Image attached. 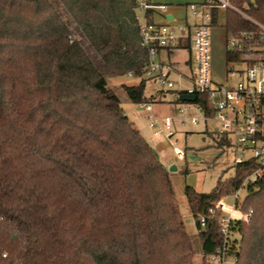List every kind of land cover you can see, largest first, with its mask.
Listing matches in <instances>:
<instances>
[{"label": "trees", "instance_id": "trees-1", "mask_svg": "<svg viewBox=\"0 0 264 264\" xmlns=\"http://www.w3.org/2000/svg\"><path fill=\"white\" fill-rule=\"evenodd\" d=\"M56 1L106 73L140 80L123 87L128 100L147 104L137 0ZM231 2L263 22L264 0ZM60 11L52 0H0V264H194L213 254L223 245L216 221L200 229L198 219L254 166L208 194L185 188L196 249L168 173ZM220 26L225 38L258 33L233 10ZM248 210V222L231 223L232 264H264V178L246 190Z\"/></svg>", "mask_w": 264, "mask_h": 264}, {"label": "built area", "instance_id": "built-area-1", "mask_svg": "<svg viewBox=\"0 0 264 264\" xmlns=\"http://www.w3.org/2000/svg\"><path fill=\"white\" fill-rule=\"evenodd\" d=\"M137 9L142 12L139 23L140 46L147 52L143 80L149 81L156 89L158 99L166 101L168 97L178 108L180 126H191L202 121L210 127V134L225 140L234 155V170L246 164L254 166L250 174L229 196L232 206L226 207V197L209 205L205 216L198 219L200 229H204L208 220H215L223 245L211 255L200 254L204 264H227V240L233 221L248 222L252 210L241 211L240 193L264 178V27L250 19L242 11L234 8L231 0H206L200 5H189L188 11L194 18L191 49L194 52L189 74L184 75L170 63L159 59V51L176 49L189 38L186 23L165 19L167 7L154 5L150 0H137ZM233 10L241 17L252 22L258 29L257 37L250 31L228 36L224 40L226 65L225 83H215L210 76V30L213 11L218 13ZM150 12V15H146ZM163 15L164 22L151 20L152 13ZM258 43V44H257ZM239 66L235 70L234 66ZM171 75L178 78L173 81ZM238 77L237 80L234 78ZM185 80L189 88L179 87V81ZM183 97H194L193 102L182 101ZM171 103V104H172ZM147 112V127L156 136L164 133L166 138L173 136V117L158 118L150 104H142ZM190 112L198 117L190 115ZM177 140L171 142L176 156L181 159L184 153L176 147ZM228 196V197H229ZM232 264V262H231Z\"/></svg>", "mask_w": 264, "mask_h": 264}, {"label": "rangeland", "instance_id": "rangeland-1", "mask_svg": "<svg viewBox=\"0 0 264 264\" xmlns=\"http://www.w3.org/2000/svg\"><path fill=\"white\" fill-rule=\"evenodd\" d=\"M164 1H168L170 2L169 4H171L169 5V12H172L175 16H179L185 12V9L180 4L194 3L195 1L201 0ZM52 3L59 11L62 9L56 0H52ZM60 13L63 20L66 23L67 21L69 22V24L67 23L69 28L79 32L78 28L71 21L70 16L63 10H61ZM136 16L139 23L142 22V12L138 9L136 11ZM220 25L221 23L218 26H213L210 30V76L215 83L223 84L226 81L225 75L227 65L225 62V50L223 44L224 29ZM75 37L85 52L90 56L97 69L103 73L107 86L114 90L119 97L121 108L124 113L128 119L134 123L141 136L151 146L160 163L168 173L172 189L179 204V212L185 231L189 234L197 249V230L195 227V221L192 218L186 204L184 190L186 187H190L197 193L208 194L216 186L218 180L223 182L227 178L233 177L235 171L233 167L234 155L231 148L229 145L220 146L218 142H220L221 139H218L214 135L210 134V127H206L202 121H198L195 126H191L188 123L184 126H180L178 121V117L180 115L176 112L178 106L169 101L168 97H166L167 100L164 103H155L152 105L150 103L147 104L152 106L156 117L164 118L171 116L174 118L171 127L173 136L166 138L164 133H158L154 136L153 132L147 127L146 110L141 104L131 103L126 97L123 88L125 86H135L140 82V80L131 75L115 77L106 73L102 62L94 54L84 37L81 34L76 35ZM160 57L165 63L170 62L171 64L177 62L176 65H173L174 68L184 75L189 74L188 68L190 67H187L184 63V61H187L190 58V55H188L186 50L173 49L172 54L170 55V61H168L166 52L163 49L160 53ZM191 57L193 61V51ZM239 68V66H234L235 70H239ZM171 79L173 81H178V78L174 75H171ZM234 79L237 80L238 77H235ZM179 87L182 89L189 88L190 84L188 81L180 80ZM156 91L157 89L146 80L144 85L145 98L150 99L149 97L151 95H156ZM190 115L198 117V115L193 112H190ZM175 140H177L176 147L181 149L184 153V157L181 159L176 156L171 145V142H175ZM171 167H174L175 169L170 171ZM244 197L245 191H242L240 193L241 203L243 202ZM224 203L226 207H231L232 198L230 196L227 197ZM200 261V254L197 253L194 256V264H201ZM227 264H231V262H228Z\"/></svg>", "mask_w": 264, "mask_h": 264}, {"label": "crops", "instance_id": "crops-1", "mask_svg": "<svg viewBox=\"0 0 264 264\" xmlns=\"http://www.w3.org/2000/svg\"><path fill=\"white\" fill-rule=\"evenodd\" d=\"M151 3H153L154 5H163V6H166L167 7V11H166V16H165V19L168 20L167 17H171V20L174 19L175 22H178V23H186L187 27H188V30H189V38L187 39H190L191 36H192V26L194 24V18L193 16L190 14V12L188 11V6L189 5H200V4H203L206 0H201V1H195L194 3H185V4H180L183 6V8L185 9V12L182 14V15H179V16H175V14H173L172 12H169V8L171 4H169L170 2L168 1H164V0H150ZM236 9V8H235ZM240 11V10H239ZM217 13V19H216V24L218 23V25L221 23V25L224 24V17H225V12H221V13ZM221 19H222V22H221ZM151 20H153V22H156V23H162L164 22V18H163V15L160 14V13H157V12H154L152 13V16H151ZM169 20V21H171ZM254 21V20H253ZM255 22V21H254ZM257 23V22H256ZM260 25H262L264 27V20L262 23H258ZM213 28V26H212ZM185 39L184 41H182L179 46L176 48V49H181V50H186L188 55H190V58L187 60V61H184V63L186 64L187 67H190V65L192 64L191 61H192V57H191V54H192V49H191V43H190V46L189 47H186L185 43H186V40ZM224 40H225V36H224ZM224 40H223V44H224ZM191 41V40H190ZM262 48L264 49V42H263V45H262ZM166 52V57H167V60L170 61V55L172 54V50L169 51V50H164ZM162 52L159 51V59L161 60V57H160V53ZM162 61V60H161ZM170 63V62H169ZM172 65H176L177 62L175 63H171ZM189 69V68H188ZM149 98H151L149 100L148 103H150L151 105L152 104H157V103H164V101L158 99V96L157 94L156 95H151Z\"/></svg>", "mask_w": 264, "mask_h": 264}, {"label": "water", "instance_id": "water-1", "mask_svg": "<svg viewBox=\"0 0 264 264\" xmlns=\"http://www.w3.org/2000/svg\"><path fill=\"white\" fill-rule=\"evenodd\" d=\"M168 20H171V17H167ZM182 101H187V102H193L194 101V97H183ZM174 167H171L170 171L174 170Z\"/></svg>", "mask_w": 264, "mask_h": 264}]
</instances>
